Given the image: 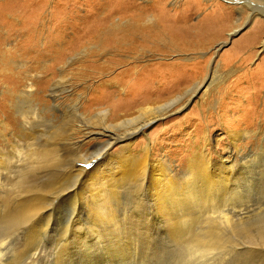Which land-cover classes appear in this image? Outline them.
I'll list each match as a JSON object with an SVG mask.
<instances>
[{
  "label": "rangeland",
  "instance_id": "rangeland-1",
  "mask_svg": "<svg viewBox=\"0 0 264 264\" xmlns=\"http://www.w3.org/2000/svg\"><path fill=\"white\" fill-rule=\"evenodd\" d=\"M113 1L0 0V7L2 3L10 5L6 20L12 19L13 2L20 5L17 12H21L13 16V27L0 24V52L5 51V58L0 57V150L17 154L16 144H23L11 110L15 106L14 98L26 83L27 72L44 80L40 85L44 89L40 96L44 99H48L46 89L62 75L56 103L51 100L48 105L51 110L64 107L65 121L75 125L87 124L85 121H90L87 119L98 110L111 109L108 120L116 122L134 117L141 108L174 99L170 113L153 122L145 136L138 137L135 149L139 151L151 143L152 157L158 159L164 155L167 165L175 161L178 176L186 172L191 159L202 151L214 159V165L221 166V162L231 156L232 163L247 166L252 173L249 187H243L236 195L235 209H226L235 213V222H230L232 225L228 227L225 223L215 225L221 244L228 240L222 248L227 249H218L212 253L214 256L200 253L197 258V253L190 254L192 250L186 239L173 240L158 232L161 229L156 215L146 206L142 212L146 210L145 215L156 224L153 236H147L141 225L134 230L127 226L124 243L131 242V247L110 253L108 245L113 237L108 236L105 227V230L98 228L97 234L89 231L86 238L80 240L82 231L87 232L89 221L94 218L86 219L85 208L79 206L77 210L55 200L49 207L51 220L47 233L29 237L27 228H31V223L14 225L17 229L10 234L0 226V256L3 258L0 257V264H190V260L191 264L195 261L198 264V259L199 264L223 261L222 264L226 259L225 264H256L253 256L246 255V259L245 254L238 252L240 245L250 240L245 238L247 235L241 226L264 223V30L260 38L254 40L259 33L257 29H264V13L252 18L246 6L242 7V13L239 8L241 3L264 7V0L239 3L231 0H130L121 10ZM111 13L115 15L109 23L100 29V26L94 28L95 23ZM121 17L128 21L129 28L113 29L112 24ZM148 17H153L154 25L147 23ZM13 45L15 48L9 52L8 48ZM20 63L23 67L18 65ZM197 85L200 86L196 88ZM5 117L7 123L3 125ZM97 142H87L79 153L87 156L97 153ZM118 151V147L112 150L113 153ZM77 154L78 150L67 151L66 170ZM82 166L88 168V164ZM77 177L67 180L65 187L76 190L81 180ZM125 190V187L120 190L119 215L124 216V225L131 227L135 222L132 220H138V212L126 205L130 198ZM143 195L145 197L140 195V198L147 200V193ZM132 201L134 199L129 204ZM206 218H198L192 225L193 232L204 235L209 228L203 221ZM146 221L151 230L153 224ZM252 228L256 232L257 228ZM230 238L241 244H231ZM134 247L137 252H133ZM189 255L196 257L194 262Z\"/></svg>",
  "mask_w": 264,
  "mask_h": 264
},
{
  "label": "bare ground",
  "instance_id": "bare-ground-1",
  "mask_svg": "<svg viewBox=\"0 0 264 264\" xmlns=\"http://www.w3.org/2000/svg\"><path fill=\"white\" fill-rule=\"evenodd\" d=\"M209 1L215 2L216 0H207V2ZM231 1L239 3V1L242 2L243 0ZM128 2L130 0H114L112 4L114 3L121 10ZM2 4L3 6L0 7V24L2 22V24L6 23L10 27H13V16L19 13L21 15V12H17L20 5L16 2L12 3L10 10L12 19L6 20V11L10 9V5ZM243 6H246L248 11L252 13V18L264 13V7H261V5H257V8L251 7V3L249 6L241 3V8H239L241 13L243 12ZM113 13L109 14L107 18H103V21L95 23L94 28L100 26L98 28L100 29L109 23L116 14ZM124 18L121 17L115 20L112 28H127L129 23ZM139 18L137 19L139 20ZM148 19L147 23L149 25L155 24L153 17H148ZM130 25V27L136 26L138 28L136 23H134V26L133 24ZM263 30L260 27L257 29L259 33L255 36L254 40L257 41L260 38ZM14 48L15 45L8 48V51L10 52ZM262 48L264 50V35ZM3 52H5L4 49L0 52V57L5 58ZM18 65L23 67L21 63ZM61 76L58 80L52 82L49 89H46V93L49 94L48 99H44V97L40 96L42 92L44 93V89L40 87L44 80L33 77L30 75V72H27L25 77L26 83L19 90V95L14 98L15 106H12L11 113L15 119L14 123L20 129L21 135L18 138L23 144H16L17 154L2 152L0 150V226L5 227L8 234H10L11 231L17 229V227H13L14 225L19 227L23 223L26 225H30L31 223V228L30 226L27 228L29 237L47 233L51 220L48 216L49 207H52L56 200V202L59 201L58 203H68L67 205L74 206V209L77 210H80L79 206L82 209L85 208L86 219L94 218L91 222L89 221L87 232L82 231V239L80 238V240L86 238L85 235L89 234V231L90 234H97L98 228H103L104 230L106 228L108 236L113 237V240L109 243L110 245H108L109 251H111L110 253L112 251L116 253L129 250L131 247V242L124 243L125 235H127L125 228L127 226L134 230V228L137 229V225H141L142 230L147 236H153L156 224L154 225V221L151 218L148 219L145 215L144 212L146 210L142 212L146 206H150L151 213L156 215V220L161 229L158 232H163L169 239H186L189 249L192 250L190 254L197 253L198 256L196 255V257L198 258L200 257V253L214 256L212 253H216L215 251L218 249L226 250L227 248H222H224L225 242L228 240L223 242L224 244H221L220 236L218 237L216 234L218 232H215L217 228L215 225L218 226V224L225 223L226 225H224L227 226L230 222H235L233 219L235 213H231L226 209H235L237 206L235 204L237 202L236 195H238V192L243 187H249L251 172L246 169L247 166L243 164L244 168V166L240 167L238 163H232L234 160H231V156L221 162V166L214 165L212 164L214 163V159L209 157L210 155L203 154V151L198 152L199 147H197L198 153L191 159L186 172L178 176L177 171L179 167L175 165V161H170L169 165H167L164 155L158 159L152 157L153 149L152 145H150L151 143L148 142V145L146 144L139 151L135 149V141L138 137L145 136L146 131L153 122L155 123L159 118L165 117L170 113L174 99L162 105L141 108L134 117L123 118L116 122L108 120L112 114L111 109L98 110L90 119H87L90 121H85L87 124L75 125V123L68 122V120L65 121L67 116H65L64 107L51 110V106L48 105L51 100L56 103V99L58 98L57 88L58 86H62ZM200 85H197L196 88ZM3 121V125H5L7 117ZM76 123L78 122L76 121ZM79 134H82L80 135L82 140L79 139ZM96 140L98 141L96 143L97 153L93 155H89V153L88 156L79 153V151L82 152L81 150L87 142ZM216 143H218V140H216ZM115 147L119 148L117 153L112 152ZM70 149L74 151L78 150L79 155L77 154L78 157L76 155L75 157L79 158V160L76 158L72 162L70 170H66L67 164H65L64 160L67 156V151ZM69 153L68 155H70ZM84 163L88 164V168L82 166ZM77 176L81 179L78 188L75 187L77 188L76 190L67 189L65 187L67 180ZM123 187L127 189L125 191L128 193L130 201L134 199L132 203L129 204V201L126 205L138 212V220L133 219L132 221L135 220V222L133 225L131 224V227H129V224L124 225V216L122 218L119 215L122 206L120 203V190ZM143 192L147 193V200L140 198V195L144 196ZM149 202L153 203L152 206ZM205 216L207 218L203 221L209 227L205 226L206 230L209 229L208 232L206 233L205 230L204 235L193 232L192 225L197 220H201L202 217L205 218ZM146 220L153 224L151 225V230ZM250 225L251 223H246L244 226L240 225L247 235L245 238H250V240L247 239V242L244 238L246 242L242 240L245 243L240 245L241 242L234 241L237 240V238L234 239V236L232 237L234 240L230 238L232 240L231 244L239 242L241 248L238 253L245 254V258L246 255H251L255 258L256 264H264V223L253 225L255 229L257 228L256 232L253 230V226L251 227ZM119 231L120 233L117 234ZM72 237L77 241L76 237L73 235ZM150 238H147V240ZM229 242H227V245ZM148 248L145 249L148 251ZM132 250L133 252L138 251L135 247ZM192 255L189 256L193 258L192 261L194 262L196 257H192ZM211 256L207 257L211 258ZM207 257L204 256L202 258L206 259ZM224 257L226 256L224 255ZM1 258L0 261L3 259ZM216 260H213V262H216ZM226 260L222 264H225ZM236 260L238 259L236 258ZM202 261L204 260L202 259ZM197 262L199 264L200 260L198 259ZM207 262L205 261L204 263ZM195 264H197L196 261Z\"/></svg>",
  "mask_w": 264,
  "mask_h": 264
},
{
  "label": "snow or ice",
  "instance_id": "snow-or-ice-1",
  "mask_svg": "<svg viewBox=\"0 0 264 264\" xmlns=\"http://www.w3.org/2000/svg\"><path fill=\"white\" fill-rule=\"evenodd\" d=\"M85 167H87V165H84Z\"/></svg>",
  "mask_w": 264,
  "mask_h": 264
}]
</instances>
